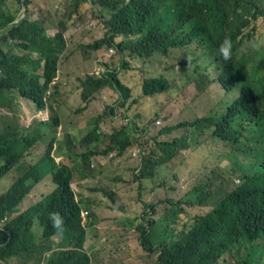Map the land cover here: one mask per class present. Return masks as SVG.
<instances>
[{"label":"trees","instance_id":"1","mask_svg":"<svg viewBox=\"0 0 264 264\" xmlns=\"http://www.w3.org/2000/svg\"><path fill=\"white\" fill-rule=\"evenodd\" d=\"M96 2L110 13L105 22L108 29L106 43L112 45L115 37L123 36L126 40L117 45L118 49L142 57L166 54L172 48L182 49L193 43L201 48L204 46L209 52L224 39L231 41L235 52L243 30L257 18H264V0ZM3 8L4 1L0 0V27L14 21V16L6 15ZM10 40L20 42L14 47L36 53L44 66L40 75L38 60L27 54L13 55L10 48L6 53L0 52V106L3 109H7L2 98L4 91L22 93L34 99H38V94L45 96L48 85L55 78L58 57L65 47L61 34L48 38L37 21L27 19L11 27L3 41ZM100 46L101 43H96L94 49ZM189 57L183 58L182 62L189 64ZM232 60L221 88L226 94L232 95L235 91L233 99L219 104L215 112L162 129L159 132L162 135L178 129L185 133L170 141H156V152L146 154L144 145L141 146L143 151L133 174L139 186L151 183L158 168L190 148L196 141L195 136L190 138L191 131L200 136L210 131L211 138L225 148L218 161H224L226 168L220 170L214 166L207 170L191 186L187 197L172 202L165 210L164 215L171 219L172 229L163 228L154 219L139 220L135 225L138 244L146 254L156 255L157 264H216L225 252L240 242L253 248L264 241V54L257 48L248 56L234 54ZM232 78L239 80L236 84H228ZM80 83L84 88L81 97L86 99L105 86L122 95L127 92L114 74L101 79L87 77ZM141 84L145 98L160 95L168 88L164 79H148ZM107 112L97 116L77 139V144L87 149L79 158L88 170L92 156H105L112 151L122 156L131 145L113 132L107 138L105 149L100 152L97 148L89 150L90 144L100 142L98 125ZM48 128V125L20 127L0 118V180L24 160ZM56 154L63 155L59 149ZM58 155L56 157H62ZM65 157L70 160L68 155ZM46 175H51L56 183L54 189L18 213V205ZM235 179L237 183L234 184ZM109 196L112 198L113 194ZM148 212L155 215L156 207H145L143 214ZM82 214V205L71 186V174L49 151H45L0 195V260L29 252L36 246L32 233V223L36 219L42 228V237L52 238L45 243L51 250L45 257V264H90V257L84 250L86 227L82 223ZM188 221V225L179 227V222ZM129 230L132 229L124 226L122 234L127 235Z\"/></svg>","mask_w":264,"mask_h":264},{"label":"rangeland","instance_id":"2","mask_svg":"<svg viewBox=\"0 0 264 264\" xmlns=\"http://www.w3.org/2000/svg\"><path fill=\"white\" fill-rule=\"evenodd\" d=\"M23 2L27 3V7L21 8L15 0H6L8 6L20 9L19 16L27 10L30 19L43 20L49 36L56 33L61 21L65 22L66 49L59 60L56 80L58 89L51 98L47 99L43 94H38V99L27 98L22 93L10 90L2 93L8 112L4 114L0 106L1 119L20 127L48 125L49 128L24 160L0 180V195L29 166L36 163L45 151H49L71 174L72 189L82 205L81 218L87 231V247L92 249L91 264H157L156 255L146 254L138 244L135 225L139 220L154 219L163 228L172 229L171 219L164 215L165 210L172 202L187 197L191 186L207 170L214 166L220 170L226 168L224 161H218L225 148L211 138L210 131L203 136L191 131L190 138L195 136L196 141L190 148L180 152L167 165L158 168L151 183L139 186L134 181L133 174L139 163L140 147L145 144L149 154L156 152V141H170L185 133V130L178 129L162 135L159 134L162 129L215 112L219 104H225L235 97V91L232 95L226 94L221 86L217 83L210 84L206 77L203 90L196 88V80L202 69L205 68L207 77L214 79L223 70L213 60V54L209 57L204 55L197 43L173 49L167 56L154 55L149 59H128L125 55L121 57L114 48L105 45L100 50L93 51L87 46L102 39L105 34L99 6L83 3L74 12L72 0ZM247 34L250 36L246 37ZM120 40L121 38H117L116 42ZM255 42L258 43L257 46L254 45ZM257 47L264 52L263 19L254 23L253 30L245 31L243 45L237 55H251ZM109 49L114 51L112 56L108 54ZM188 57L190 63L180 66L179 62ZM122 62L127 63L129 68L121 70ZM106 68L117 71L119 79L131 87L130 93L133 95L130 98L135 102L128 106L127 102L116 100L112 93L103 106H91L86 98H80L77 79L96 73L100 75V71ZM196 68L197 73H194ZM159 76L169 81V90L145 98L140 88L142 80ZM237 80L239 79L232 78L228 84H236ZM104 110L108 112L98 125L100 142L90 144L89 150L97 148L100 152L105 149L108 145L107 138L113 132L117 138L129 141L131 145L122 156H117L115 151L105 156H92L88 162V170L79 158L87 149L78 145L77 139L83 134V129L91 126L93 120ZM119 131L124 133L118 134ZM57 149L63 155L56 154ZM133 151L136 153L135 157L131 156ZM57 155L64 156L63 159L67 161L59 159ZM236 181L235 179L234 184ZM55 186L51 175L44 176L18 205V213L41 196L50 193ZM110 193L113 194L112 198ZM85 206H88L87 211ZM147 206H155L156 214L148 212L144 215ZM189 223L190 221L179 222V227ZM124 226L132 229L127 235L122 234ZM32 233L36 243L34 248L0 260V264H45V257L51 252L45 243L52 238L42 237V228L36 219L32 223ZM55 241L58 242L56 238ZM216 264H264V241L253 248L240 242L225 252Z\"/></svg>","mask_w":264,"mask_h":264},{"label":"clouds","instance_id":"3","mask_svg":"<svg viewBox=\"0 0 264 264\" xmlns=\"http://www.w3.org/2000/svg\"><path fill=\"white\" fill-rule=\"evenodd\" d=\"M3 1H4V8H3V10H4L5 14H6V15H10V16H14V21H12L11 23H9V24H7V25H5V26H1V27H0V33H2V37L0 38V52H2V53H6V52L8 51V48H10V52H11V54H13V55L23 56L24 54H27V55H29L32 59H34V60H38V61H39V65H40V69L38 70V74L41 75V74H42V71H43L44 61H43V60H39V57H38V55H37L36 53H34V52L31 53V52H29L28 50H24V49H21V48H18V47H14L15 44L20 43V42H18V41L10 40V41H8L7 43H4L3 39H4L6 36H8V32H9V30L11 29L12 26H15V25H17L20 21H22V20H24V19H27L28 21H31V22H33V21H37V22H38V23H39V24L45 29V34H46V36H47L48 38H54L56 35L61 34V36H62V38H63V40H64V46H65V47H64L63 52H62V53L59 55V57H58V62H57V69H56L55 78H54V79L52 80V82L48 85L49 88H48V91H47L46 94H45V97H46L47 99H49V98L52 97V95L54 94V92L58 89L57 84H56V80H57V78H58V65H59L60 57H61V55L64 53V51H65V49H66V40H65V37H64V32H65V22H64V21H61V22H60V26H58V27L56 28V33L53 34V35H51V36H49V35L47 34V28H46L45 23H44L43 20L38 19V18H36V19H30L27 10H26L25 14L19 16V13H20V9H19V8H17L16 6H14V7H12V6H8L7 3H6V0H3ZM15 1H16L17 4H19V5L21 6V8H25V7H27V3H26V2H23V0H15ZM83 3H89V4H91V5H97V6H99V8H100V17H101L102 20H103V25H104V28H105V34H104V37H103L102 39H99V40L95 41V42L92 43L91 45H88V46H87L89 49H91V50H93V51H98V50H100V49L105 45V46H108V47H112V48H114L115 51H116V53H118L121 57L125 55L128 59H133V58L149 59V58H151V57L154 56V55L167 56L171 50L176 49V48H172V49H170L166 54H163V53H154V54H152V55L149 56V57L137 56V55H134V54H132V53L126 51V50L120 51V50L118 49L117 45L120 44V43H122V42H124V41L126 40L123 36L115 37V38L113 39V44H112V45H108V44L106 43L107 34H108V29H107V27H106V25H105V22H106V21L109 19V17H110V13H109V11H107V10L104 9V8H102V7L96 2V0H83V1H79V2H77L76 0H72V5H73V8H74V12H77V8H78V6H79L80 4H83ZM259 19H263V20H264L263 17H259V18H257L255 21H252V22L250 23V25H249L247 28H245V29L243 30L241 36H240L239 39H238V42H239V43H238V46H237V49H236L235 52H233V49H232V43H231V41H230L229 39H224V41H222L221 43H219L217 46H215V47L213 48L212 51H209V52H207L206 48H205L204 46H202V49H203V51L206 53V56L209 57L210 55L213 54V60H214L215 62H218V63L221 65V67L223 68V70H222L221 73L218 75L217 79H214V78H209V77H207V76L205 75V68L202 69V73L199 74L198 80H196V88H197L198 90H203V88H204V78H205V77L207 78V80H209L210 84L217 83L219 86H221V81H222V79L224 78L225 71H226V69H228L229 65L232 63V61H233L232 58L234 57V54H235V56H236L237 53L239 52V49H240V48L242 47V45H243V40H244V33H245V31L250 30V29L253 30V28H254V23L257 22ZM248 36H250V35L247 34L246 37H248ZM117 38H121V40L118 41V42H116V39H117ZM131 38H132V37H131ZM96 43H101L100 48H98V49H94V45H95ZM257 44H258L257 42L254 43L255 46H257ZM257 48H258L259 52H261V53L264 54V52L261 50V48H259V47H257ZM108 52H109V53H108L109 56H112V54H114L113 49H109ZM240 55H243V54H240ZM179 65H180V66H184V65H186V64H184V63L182 62V60H181V61L179 62ZM128 68H129V65H128L127 63H125V62H122V63H121V67H120L121 70L128 69ZM194 73H197V71H195ZM111 74H114V75L116 76V79H117L118 82L120 83V85H122V86L126 89V91H127L126 94H125V95H122L121 93H119L118 91L114 90V89L111 88L110 86H105V87H103V88H101V89H99V90H97V91L91 93V94L88 96L87 100L91 103V106H97V105H101V106H103V105L107 104V102H108V100H109V96L111 95V93H112L113 96L116 98V100H119V101H122V102H127V103H128V106L130 105L131 102H135V100H134L133 98H130V97L133 95L132 92L130 93V90H132L131 87H130L129 85H126L123 81H121V79H119L118 72H117V71H114V69H112V68L102 69V70L100 71V75H99L98 73H96V75H87V76H85L83 79H77V83H78V86H79V90H78L77 92H78V94H80V98H82L81 95H82L83 90H84V88H83V86L81 85L80 81H84L87 77H92V78H95V79H101L102 77H108V76L111 75ZM148 79H164V80L167 82V84H168V88H167L165 91L160 92V94H162V93L168 91L169 88H170V83H169V81H168L166 78L162 77V76H159V77H151V78L148 77V78H144L142 81H145V80H148ZM40 84H43V81H42V80H40ZM140 88H141V93H143V92H142V84L140 85ZM80 91H81V92H80ZM113 91H114L116 94L113 93ZM103 92H105L107 95H103ZM2 110H3V113H4V114H7V112H8L7 109H3V108H2ZM105 111H106V110H104V112H105ZM89 127H90V126H89ZM89 127H88V128H89ZM85 129H86V128H85ZM83 130H84V129H83ZM143 145H144L145 153L148 154V153H149V150H147V147H146L145 144H143ZM142 151H143V149H142V147H140V155H141ZM133 154L136 155V153H135L134 151L131 153V155H133ZM63 158H64V156L60 157L59 159L64 160V161H67L66 159H63ZM56 162H58V161H56ZM15 180H16V179H15ZM31 191H32V190H31ZM31 191H30V193H31ZM41 197H42V196H41ZM41 197H40V199H41ZM40 199L36 200L33 204H35V203H36L37 201H39ZM33 204H32V205H33ZM32 205H30V206H32ZM30 206H29V207H30ZM29 207H28V208H29ZM28 208H26V209H28ZM26 209H25V210H26ZM25 210H24V211H25ZM22 212H23V211H22ZM55 237H56V235H55ZM86 238H87V231H86ZM84 250H85V249H84ZM88 255H89V254H88ZM89 257H90V256H89ZM90 264H91V259H90Z\"/></svg>","mask_w":264,"mask_h":264},{"label":"crops","instance_id":"4","mask_svg":"<svg viewBox=\"0 0 264 264\" xmlns=\"http://www.w3.org/2000/svg\"><path fill=\"white\" fill-rule=\"evenodd\" d=\"M103 95H107V94H106L105 92H103ZM129 231H131V230H129ZM84 249H85V251L89 254L90 259H91L92 249H90V246L87 247V241H86L85 244H84Z\"/></svg>","mask_w":264,"mask_h":264},{"label":"built area","instance_id":"5","mask_svg":"<svg viewBox=\"0 0 264 264\" xmlns=\"http://www.w3.org/2000/svg\"><path fill=\"white\" fill-rule=\"evenodd\" d=\"M134 155V154H133Z\"/></svg>","mask_w":264,"mask_h":264}]
</instances>
